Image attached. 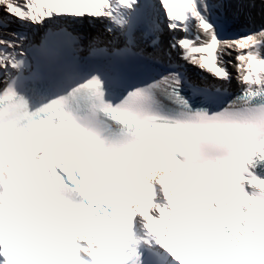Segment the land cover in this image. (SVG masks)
<instances>
[{"label":"bare ground","instance_id":"1","mask_svg":"<svg viewBox=\"0 0 264 264\" xmlns=\"http://www.w3.org/2000/svg\"><path fill=\"white\" fill-rule=\"evenodd\" d=\"M256 9L250 8L246 10L244 7L240 10V15H231L230 23L234 25L236 33L239 34V39L236 41L231 40L226 43L228 49L223 50L221 53L223 58V64L227 65L231 70L237 71L235 63H240V66L251 74H255V67H258V73L264 79V0H256ZM229 14V12H227ZM229 16V15H228ZM154 18H160L159 14H154ZM166 32H170V29H162ZM207 33H201L203 37ZM208 33V35H211ZM233 41H236L233 43ZM199 45H203L199 43ZM178 51H174L175 56L178 55ZM243 55V56H242ZM242 62V63H241ZM243 64V65H242ZM199 64H190L191 71L195 73L196 70L202 75H208L206 68ZM245 65V66H244ZM255 70V71H254ZM243 75L242 72L240 76ZM199 76V75H196ZM234 84L240 83V78L237 74L233 73ZM202 78V77H199ZM165 192L163 188V193ZM185 197V194H183Z\"/></svg>","mask_w":264,"mask_h":264}]
</instances>
